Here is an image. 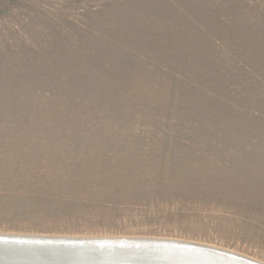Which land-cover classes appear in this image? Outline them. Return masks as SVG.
<instances>
[{"label":"rangeland","instance_id":"374dc122","mask_svg":"<svg viewBox=\"0 0 264 264\" xmlns=\"http://www.w3.org/2000/svg\"><path fill=\"white\" fill-rule=\"evenodd\" d=\"M0 233L264 263V0H0Z\"/></svg>","mask_w":264,"mask_h":264},{"label":"water","instance_id":"95a60500","mask_svg":"<svg viewBox=\"0 0 264 264\" xmlns=\"http://www.w3.org/2000/svg\"><path fill=\"white\" fill-rule=\"evenodd\" d=\"M4 248H9L10 253L6 256L11 260H0V264H239L236 261L241 264L254 263L210 245L154 237L108 239L0 235V249ZM59 248H69L66 251L73 254L65 255L57 250ZM196 254L207 256L204 258ZM209 256L219 259L209 260ZM221 259L224 260L223 263Z\"/></svg>","mask_w":264,"mask_h":264},{"label":"bare ground","instance_id":"6f19581e","mask_svg":"<svg viewBox=\"0 0 264 264\" xmlns=\"http://www.w3.org/2000/svg\"><path fill=\"white\" fill-rule=\"evenodd\" d=\"M0 235H10V237H14V236H33V237H50V236H43V235H24V234H11V233H0ZM59 237V236H58ZM85 238H108V239H110V238H118V239H130V238H133V237H127V236H118V237H85ZM213 247H215V246H213ZM215 248H218V249H220V250H222V251H226V252H229V253H231V254H234V255H236V256H238V257H242V258H244V259H246V260H249L250 262H254L255 264H264V263H262V262H260V261H258V260H255V259H252V258H250V257H247V256H244V255H242V254H239V253H236V252H233V251H230V250H227V249H223V248H219V247H215ZM66 249H69V248H65V249H61L60 250V248L59 249H57V250H59V251H61L62 253H64L65 255H71V254H73V253H71V252H68V251H66ZM9 251V248H4L3 250L2 249H0V260L1 261H5V262H7V261H9V260H11V259H9L8 258V256H6L8 253H10V252H8ZM196 255H199V256H202V257H206L207 255H204V254H196ZM209 260H213L214 261V259H219V258H215V257H212V256H209V258H208ZM66 261H68V260H66ZM70 261H71V259H70ZM224 261V260H223ZM223 261H222V259H221V263H223ZM237 263H239V264H241L240 262H238V261H236ZM69 263V262H68ZM225 264H231V263H228V262H224ZM254 263H252V264H254ZM69 264H71V263H69ZM127 264H133L132 262H129V263H127Z\"/></svg>","mask_w":264,"mask_h":264}]
</instances>
